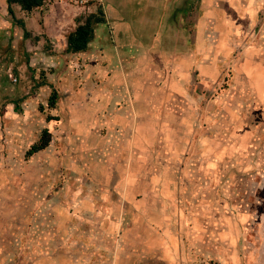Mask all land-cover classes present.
<instances>
[{
    "label": "rangeland",
    "instance_id": "obj_1",
    "mask_svg": "<svg viewBox=\"0 0 264 264\" xmlns=\"http://www.w3.org/2000/svg\"><path fill=\"white\" fill-rule=\"evenodd\" d=\"M202 5L186 9L193 31ZM15 7L11 16L0 0V264H264V98L230 87L238 51L220 62L214 88L192 76L183 115L168 105L163 121L148 105L156 114L145 128L95 126V105L73 92L78 67L52 63L43 28L48 19L69 31L101 6ZM45 128L48 146L26 156ZM237 205L251 216L235 233L240 247L224 250L238 258H217L211 228L232 231Z\"/></svg>",
    "mask_w": 264,
    "mask_h": 264
},
{
    "label": "crops",
    "instance_id": "obj_2",
    "mask_svg": "<svg viewBox=\"0 0 264 264\" xmlns=\"http://www.w3.org/2000/svg\"><path fill=\"white\" fill-rule=\"evenodd\" d=\"M191 1L102 0L92 7L101 6L104 21L94 25L86 49L77 53L67 52L66 41L76 26L62 33L53 30L46 19L43 32L58 53L52 54V63L63 58L74 61L83 88L76 85L78 91L73 92L78 102L95 105L89 115L95 126L102 120H112L117 128H123L127 120H136L138 129L145 128L156 114L148 105L163 121L171 115L166 110L168 105H176L177 114L183 115L192 76L214 88L223 74L220 62L232 50L238 51L239 59L233 65L230 87L248 88L257 98H264V0H202L204 10L195 20V31V18L187 20L186 14ZM15 9L21 10L17 5ZM65 84L75 87L73 80ZM108 105L109 111L104 112ZM75 124L87 127L80 119ZM110 125L115 126L113 122ZM234 134L230 131L232 138ZM236 213L231 214L238 221L232 231L225 223H218L220 229L218 225L211 228L217 233L214 244L223 249L215 254L217 258H238L224 249L240 247L235 233L251 215L238 205ZM257 231L264 233L262 225L258 224Z\"/></svg>",
    "mask_w": 264,
    "mask_h": 264
},
{
    "label": "trees",
    "instance_id": "obj_3",
    "mask_svg": "<svg viewBox=\"0 0 264 264\" xmlns=\"http://www.w3.org/2000/svg\"><path fill=\"white\" fill-rule=\"evenodd\" d=\"M46 0H6L7 11L13 16V5H17L23 11H31L35 8H39L45 3ZM104 21L102 17V11H98L95 14H89L83 23H77L76 28L69 32L66 36L67 52L77 53L84 51L92 38L94 25L102 23ZM56 94H51L49 98V106L55 105ZM51 139V135L48 129H43L39 140L31 145L30 149L26 152V156H32L36 152L45 149Z\"/></svg>",
    "mask_w": 264,
    "mask_h": 264
},
{
    "label": "built area",
    "instance_id": "obj_4",
    "mask_svg": "<svg viewBox=\"0 0 264 264\" xmlns=\"http://www.w3.org/2000/svg\"><path fill=\"white\" fill-rule=\"evenodd\" d=\"M56 1H63V0H56ZM72 1L75 5L83 9H89L90 7L99 4L101 0H69Z\"/></svg>",
    "mask_w": 264,
    "mask_h": 264
}]
</instances>
